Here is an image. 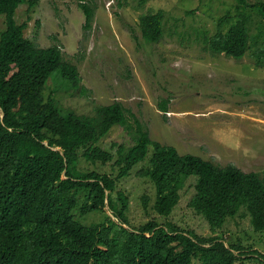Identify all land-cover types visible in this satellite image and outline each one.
<instances>
[{
    "label": "trees",
    "instance_id": "trees-1",
    "mask_svg": "<svg viewBox=\"0 0 264 264\" xmlns=\"http://www.w3.org/2000/svg\"><path fill=\"white\" fill-rule=\"evenodd\" d=\"M235 1L234 11L229 8L219 17L217 31L205 40L211 51L242 59L251 40L258 42L250 23L254 14L264 20V0ZM36 2L0 0V14L6 17V29L0 31V264H237L251 259L248 253L264 264L259 250L245 252L244 245L226 244L221 235L206 237L156 220L135 230L125 226L129 198L117 183L148 159L139 175L154 184V209L160 215H171L189 184L194 188L189 206L214 232L242 210L264 236V176L181 154L175 146L153 140L148 127L137 115H128L119 101L88 116L64 109L51 94L47 97L44 89L53 73L73 88L81 77L59 45L38 46L25 35L28 21L17 23L18 7L28 3L31 11ZM80 7L88 30L96 6ZM164 14L160 9L141 17L147 42L162 38ZM167 102L161 104L163 111ZM115 125L133 142L129 147L113 143L117 155L99 145ZM81 158L113 162L119 172L113 177L82 171ZM106 205L112 215L103 222L88 224L78 217Z\"/></svg>",
    "mask_w": 264,
    "mask_h": 264
},
{
    "label": "rangeland",
    "instance_id": "rangeland-1",
    "mask_svg": "<svg viewBox=\"0 0 264 264\" xmlns=\"http://www.w3.org/2000/svg\"><path fill=\"white\" fill-rule=\"evenodd\" d=\"M29 11L25 3L17 9L18 24L28 21L25 35L40 47L59 45L67 61L80 72L79 87L58 81L53 73L44 93L53 95L66 110L95 116L97 107L121 102L128 115L135 114L148 127L153 140L175 146L219 166L234 165L244 172L264 176V20L257 16L250 33L258 42L242 59L211 51L206 38L217 31V20L235 0H37ZM254 1V0H248ZM95 4L94 19L86 30L81 4ZM164 10V33L158 42L142 35L141 17ZM30 18V19H28ZM262 35L258 36L260 26ZM6 17L0 14V31ZM168 100L167 111L161 104ZM133 144L121 125H115L99 145L117 155V146ZM153 152L150 148L149 156ZM113 162L91 163L81 158L82 171L96 170L113 177L119 172ZM148 159L120 179L117 189L129 198L130 229L151 220L173 222L185 230L211 237L221 235L244 245L243 251L264 254V236L254 230L248 215L228 218L217 231L189 206L194 188L189 184L169 217L154 209L156 189L139 175ZM193 179H190V184ZM144 198L147 204H144ZM112 215L105 210L79 215L84 223L103 222ZM238 254V253H237ZM237 264H261L254 253ZM245 256V258H246ZM248 258V257H247Z\"/></svg>",
    "mask_w": 264,
    "mask_h": 264
},
{
    "label": "clouds",
    "instance_id": "clouds-1",
    "mask_svg": "<svg viewBox=\"0 0 264 264\" xmlns=\"http://www.w3.org/2000/svg\"><path fill=\"white\" fill-rule=\"evenodd\" d=\"M126 226V225H125Z\"/></svg>",
    "mask_w": 264,
    "mask_h": 264
}]
</instances>
